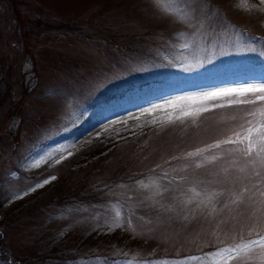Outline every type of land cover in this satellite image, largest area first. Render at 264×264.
I'll return each instance as SVG.
<instances>
[{"label": "rangeland", "instance_id": "1", "mask_svg": "<svg viewBox=\"0 0 264 264\" xmlns=\"http://www.w3.org/2000/svg\"><path fill=\"white\" fill-rule=\"evenodd\" d=\"M17 2L20 23L0 0V264H264V92L240 91L264 87V2Z\"/></svg>", "mask_w": 264, "mask_h": 264}, {"label": "trees", "instance_id": "2", "mask_svg": "<svg viewBox=\"0 0 264 264\" xmlns=\"http://www.w3.org/2000/svg\"><path fill=\"white\" fill-rule=\"evenodd\" d=\"M8 1L11 3V10H12V13L14 14V16H15V19L17 20L18 23H20V18L21 17H20V12H19L18 6H17V4H18L17 0H8ZM19 28L20 27L18 26V29ZM19 30L21 32V35H23L24 38H26V36H25L26 33H24V31H26V30H24V29H19ZM23 42L26 44L27 40H23ZM0 69H1V67H0ZM6 79H7V76L2 75L1 72H0V105L3 102V98L6 97L10 93V87L7 86V84L5 83ZM26 93H27V90H26L25 87H23L22 92H21V96L17 100V104L13 107V110L15 111V115L18 112L20 105L24 101V99L26 97V95H25ZM13 116H14V114L12 115V119H11L12 123H11V126L9 128L10 129L9 131H13L12 126L15 125L18 122V120L16 121L17 117H15V116L13 117ZM0 179H3V177H1ZM0 185H1V187H3V189H1V191L2 192L5 191L6 193H8L9 190L4 187L2 182H0ZM7 197H8L7 201L12 198V197L10 198L9 196H7ZM72 199H73V197L71 196L70 200H72ZM78 199H80L81 201L82 200L85 201L87 198L84 199L83 196L81 195ZM76 200H77V198H74L72 201H76ZM71 203H72L71 201H68V204H71ZM3 204H5V203H3V201H1V199H0V209H1V206H3ZM66 209H69V208L67 207ZM7 221H9V220L0 217V256H1V260H5V261L7 260V255H6V252H5V250H4L2 245L5 242L6 235H7L6 229H5V225H9L8 224L9 222H7ZM10 227H12V226H10ZM84 238L85 237L83 235L81 238H79V240L73 242L72 246L67 248V251L69 250V252L72 254V252L74 250V246H76V243L77 244H81V246H82V242L85 241ZM207 248H210V247H207Z\"/></svg>", "mask_w": 264, "mask_h": 264}, {"label": "snow or ice", "instance_id": "3", "mask_svg": "<svg viewBox=\"0 0 264 264\" xmlns=\"http://www.w3.org/2000/svg\"><path fill=\"white\" fill-rule=\"evenodd\" d=\"M262 2H264V0H262ZM240 91L242 92H256V91L264 92V87L252 88V89H242ZM258 99L264 100V96H260L258 97ZM247 131H248V136H246L245 139H249V146H248V150L246 154L251 155L252 147L256 143V141H253L250 139L253 129L250 128ZM259 140H260L261 146L259 147V151L257 152V155L260 156V166L264 168V155H261V154H264V135L260 136ZM231 142H232L231 140L226 141V143H231ZM189 155H193V154L189 153ZM257 175H259V173H257ZM245 190L247 191V189ZM260 195L261 197H264V192H261ZM243 196H244V192L242 191L240 192L239 196L236 197V200H233V203H235L237 200H240ZM249 199H251V197H249ZM261 204L262 206H264V200L261 201ZM252 243L259 244L261 247H264V237H261L260 240L253 241ZM239 247L241 251H246L249 248V245L245 244Z\"/></svg>", "mask_w": 264, "mask_h": 264}, {"label": "bare ground", "instance_id": "4", "mask_svg": "<svg viewBox=\"0 0 264 264\" xmlns=\"http://www.w3.org/2000/svg\"><path fill=\"white\" fill-rule=\"evenodd\" d=\"M176 95H173L172 97H170V98H172V99H174V97H175ZM158 101V100H157ZM139 109V108H138ZM133 111V110H132ZM132 113V112H131ZM112 123V122H111ZM106 125H108L107 123H105ZM106 125H104V126H106ZM103 126V125H102ZM71 138V137H70Z\"/></svg>", "mask_w": 264, "mask_h": 264}]
</instances>
